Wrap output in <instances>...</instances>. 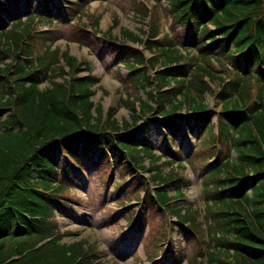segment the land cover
I'll list each match as a JSON object with an SVG mask.
<instances>
[{"label": "trees", "instance_id": "trees-1", "mask_svg": "<svg viewBox=\"0 0 264 264\" xmlns=\"http://www.w3.org/2000/svg\"><path fill=\"white\" fill-rule=\"evenodd\" d=\"M88 5L0 1V264H102L90 241L64 242L74 233L61 232L56 220L70 213L81 157L95 153L96 164L113 166L105 187L108 181L118 192L133 186V197L143 202L137 230L144 219L155 223L147 233L153 246L172 240L173 226L159 205L207 246L186 258L183 243L179 252L171 243L166 258L174 264H264V0H130L133 17L146 26L145 39L128 29L123 39L114 36L117 14L103 34L128 70L121 105L130 119L122 121L116 109L105 112L93 102L100 79L88 62L56 46L66 38L57 14L71 12L82 23L69 35L79 46H86L90 31L100 33V16L93 28L82 22L83 16L95 17ZM168 19L171 24L164 25ZM41 24L48 30L39 33ZM147 87L149 101L138 94ZM156 119L170 139L159 155L148 133L137 138L139 122L150 126ZM180 136L196 141L187 162L202 167V212L194 203L174 204L186 200L192 186L182 173ZM59 146L70 162H60ZM137 171H154L155 196ZM128 201L119 199L123 206ZM158 214L163 221L156 224Z\"/></svg>", "mask_w": 264, "mask_h": 264}, {"label": "rangeland", "instance_id": "rangeland-1", "mask_svg": "<svg viewBox=\"0 0 264 264\" xmlns=\"http://www.w3.org/2000/svg\"><path fill=\"white\" fill-rule=\"evenodd\" d=\"M86 1L89 3V14L94 13L96 16H101L98 31L100 33L95 34L90 31V40L88 42L85 41L86 46H79L76 41L70 40L71 37L69 35L72 34L78 26H81L82 23H78L77 18L74 17V20H71V26H67L68 23H70L67 19L69 18L68 15L63 17V15L57 14L55 19L58 21L57 24L61 25L65 30L64 37L66 38L59 40L56 46L75 58L83 56L82 60L88 62L92 68V72L100 79V83L96 87V95L92 98L93 102L101 105L105 112L108 111L109 108L116 109L115 117L119 121L129 120V110L121 105V98H125V87L122 82L123 78L128 75V70L121 61L124 58L121 55H114L111 52V45L105 42L100 34H104V32L113 25L116 14L119 16V25L112 32L114 36L123 39L122 30L128 29L135 34H140L141 38L145 39L142 30H146V26L133 17L132 12L128 8L130 0H103L102 3L99 0ZM162 3L165 7H168L167 2L162 1ZM69 13L72 14L71 12ZM90 19L91 17L83 16L82 22L88 24ZM163 22L164 25L169 26L171 24L170 19H168V21L164 20ZM41 25L47 26L45 24ZM55 27L57 28V26ZM87 27L93 28L94 26L89 24ZM177 31L182 34L179 28H177ZM124 44L143 49L140 43L125 41ZM146 54L150 56V53L147 51ZM80 74L82 76L87 75V72ZM66 78L70 77L67 75ZM41 87H48V84L45 82ZM212 87L215 88L214 86ZM104 90L108 94L103 93ZM149 92H151V88L147 87V89L139 91L138 94L143 100L149 101ZM207 100L209 106H212L211 97L208 96ZM182 115H185V110L182 111ZM137 128V138L139 141L148 133L153 152L156 155H159L164 147L170 144V139L165 138V131L160 126L159 121L152 122L150 126L139 122ZM186 134H188L187 130ZM190 140L191 141L180 136L176 141V144L180 146L183 152L184 160L190 158L192 156V150H194V145L196 143L195 138L191 137ZM108 156L111 157L112 154ZM98 158L99 153H95L91 159L85 156L81 157L82 167H80V172L76 173L74 188L71 191L72 207L67 209L70 213H66V216L58 214L59 216L56 217L61 232L74 233V235H67L64 238V242H73L76 240L90 241L100 250L99 256L102 264H174L170 258L167 259L163 254L160 255L163 248H159L158 246L162 245L163 247V242H158L153 249H150L148 245L150 242L149 234L147 237H144L149 230L154 227L155 223L149 221L148 224L147 220L144 219L142 231H138L136 228H133V226H128L129 214L131 215L134 212L133 214L135 215L136 212V218L141 220L145 210L143 207H139V200L133 197V186H127L126 190L122 192H118L116 188L114 189L112 187V182H107L108 186L105 187L104 181L110 177L109 175L113 168L104 166L103 164H96ZM64 160L62 159L61 162L60 159V162L64 163ZM145 164L146 166L148 165L147 160ZM184 165L186 169L182 173L191 181L192 186L190 190L186 192L187 200L175 204L187 206L194 203L202 212L204 206L201 194L202 167H188L186 161H184ZM174 167H176V165H174ZM164 171L168 172L169 168L165 167ZM105 173L107 175L104 177L103 174ZM153 173L154 171H152V173L148 171L144 172L143 175L145 178L149 179ZM126 176L128 178V175ZM113 177L114 180L120 179L117 169L114 171ZM141 195H143L142 192ZM127 198H130V201L127 202L128 206L123 207V205H121L123 203L119 202V199L125 201ZM156 217V224L163 221V217L161 218L160 214ZM164 219L167 220L166 217H164ZM133 225H135V223ZM171 238L172 240H170V243L175 244V247H177L175 250L178 252V243H183L182 246L183 249L185 248L184 254L186 257L202 251L203 245L181 225L174 226L171 230ZM170 243H166L164 249L166 248L169 250L168 245H170ZM154 256H158V259L153 260L152 257Z\"/></svg>", "mask_w": 264, "mask_h": 264}]
</instances>
